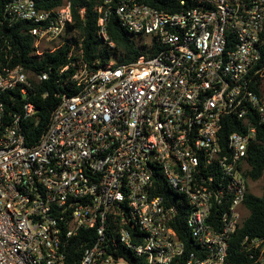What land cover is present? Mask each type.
Wrapping results in <instances>:
<instances>
[{
  "label": "built area",
  "instance_id": "2783aa9c",
  "mask_svg": "<svg viewBox=\"0 0 264 264\" xmlns=\"http://www.w3.org/2000/svg\"><path fill=\"white\" fill-rule=\"evenodd\" d=\"M102 1L107 40L113 0ZM164 1L165 10L114 3L121 25L156 42L157 54L98 70L80 54L77 91L60 95L36 146L25 144L19 116L0 133V264H68L79 243L80 264H132L125 252L146 264H264V237L242 238L240 261L230 253L248 216V150L264 124V0ZM18 24L32 25L41 58L74 25L71 1L43 10L13 0L1 25ZM10 50L0 42V97L27 95L31 74L10 66ZM4 109L0 101V119ZM24 110L36 112L31 102ZM180 211L193 250L174 229Z\"/></svg>",
  "mask_w": 264,
  "mask_h": 264
},
{
  "label": "trees",
  "instance_id": "16d2710c",
  "mask_svg": "<svg viewBox=\"0 0 264 264\" xmlns=\"http://www.w3.org/2000/svg\"><path fill=\"white\" fill-rule=\"evenodd\" d=\"M11 1L13 0H0V42L3 44L6 40L11 43L9 64L11 67L23 66L31 74L32 85L28 89L27 95H23L19 89H15L0 97V101L5 106L4 114L0 119V133L13 123L15 115L19 116L25 144L29 147L36 146L48 130L53 112L61 103L60 95L72 96L76 93L72 76L80 67V62L86 64L91 70H98L111 61L119 65L131 64L141 56L152 57L161 50L156 42L143 44L142 41H138L144 37L134 36L121 25L114 12V3L118 0H113L112 12L107 19V40L98 34L100 14L97 7L104 5L103 1L70 0L74 25L68 27L64 43L59 48L38 58L32 55L34 40L28 33V29L32 25L18 24L13 28L1 25L4 22V8ZM37 1L43 10L52 9L62 4V0ZM146 1L160 10L166 9L164 0ZM81 9H85L83 16L80 15ZM80 54L83 55V58L78 62ZM72 61H77L75 67L70 65ZM0 62L3 65L7 64V60L3 56L0 57ZM67 66L69 68L63 72L62 70ZM44 74H47V79H40ZM261 84L259 81L257 86ZM26 102H31L36 108L35 114L28 118H24ZM256 125L258 128L257 141L249 147L245 170L246 178L252 182L259 181L264 176V124ZM230 132L232 131H228L227 134ZM166 192L174 198L172 203L178 205L175 201L179 195L170 189H167ZM245 207L248 210V216L235 235L230 250V253L237 256L239 261L240 258L242 260L240 254L242 238L245 236L264 237V187L261 196H255L248 192ZM186 216V211H180L174 229L186 248L193 250L196 245L187 229ZM81 254L82 247L79 243L77 249L72 250L68 264H80ZM125 255L132 264H146L144 259L134 256L131 252H125Z\"/></svg>",
  "mask_w": 264,
  "mask_h": 264
},
{
  "label": "rangeland",
  "instance_id": "374dc122",
  "mask_svg": "<svg viewBox=\"0 0 264 264\" xmlns=\"http://www.w3.org/2000/svg\"><path fill=\"white\" fill-rule=\"evenodd\" d=\"M138 41H142L143 44L149 43L148 38H143V39L138 40ZM55 45H57V43H54L52 45H47V46L50 48V47L55 46ZM263 187H264V176L259 181H256V182L249 181V192L251 194H254L255 196H261L262 195Z\"/></svg>",
  "mask_w": 264,
  "mask_h": 264
}]
</instances>
